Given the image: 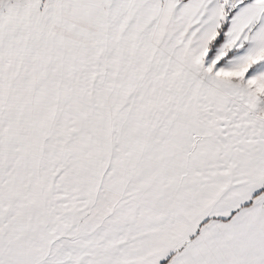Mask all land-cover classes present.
<instances>
[{
  "label": "snow or ice",
  "instance_id": "6c2138e0",
  "mask_svg": "<svg viewBox=\"0 0 264 264\" xmlns=\"http://www.w3.org/2000/svg\"><path fill=\"white\" fill-rule=\"evenodd\" d=\"M0 264H264V0H0Z\"/></svg>",
  "mask_w": 264,
  "mask_h": 264
}]
</instances>
